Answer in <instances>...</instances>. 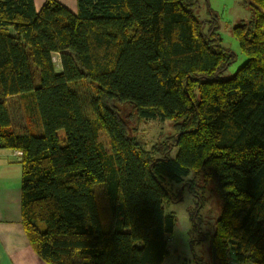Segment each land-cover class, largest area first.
<instances>
[{
    "label": "trees",
    "instance_id": "16d2710c",
    "mask_svg": "<svg viewBox=\"0 0 264 264\" xmlns=\"http://www.w3.org/2000/svg\"><path fill=\"white\" fill-rule=\"evenodd\" d=\"M243 3L250 16L231 33L247 59L225 78L237 55L196 0H76V13L0 0V149L21 152V224L45 264H162L176 223L166 182L190 173L223 201L214 264H264V0ZM11 100L36 129L14 125ZM133 116L171 120L177 134L148 149Z\"/></svg>",
    "mask_w": 264,
    "mask_h": 264
},
{
    "label": "rangeland",
    "instance_id": "374dc122",
    "mask_svg": "<svg viewBox=\"0 0 264 264\" xmlns=\"http://www.w3.org/2000/svg\"><path fill=\"white\" fill-rule=\"evenodd\" d=\"M209 7L215 10L214 12L217 14L221 24L219 32L222 38V45L237 55L236 60L224 74L225 78H229L235 74L237 69L247 59L240 51L238 42L231 33V28L235 25V18L246 15L247 11L249 14V9L241 0H196L195 15L199 19L209 18ZM29 63L34 75V85L37 86L40 83L39 72L30 56ZM54 63L56 69H59L56 55L54 56ZM77 88L86 100L95 95L94 87L84 80L77 84ZM31 98L32 96H28L26 103L22 104L24 108L27 103L31 105ZM16 103V100L9 101L14 125L20 127L21 123H24L30 125L32 129H36L37 119L34 115H31L30 111L27 112L26 110L22 111L25 115L21 111L16 112L12 106ZM129 126L131 133L148 149L158 141L168 140L172 142L177 134V130L171 120H143L133 116ZM58 138L60 144L64 145L65 134L62 130L58 132ZM98 142L105 152L109 151V141L104 130L98 133ZM176 152L177 148H174L169 152V155L174 157ZM166 185L173 195V200L165 205V209L175 215L176 223L173 232L168 238L169 253L162 264H214L212 243L214 224L222 213L223 201L216 193L213 183L205 181L201 175L196 176L190 173L182 182H166ZM101 187L102 183H96L93 186V190L98 208H100L101 203L102 208L105 209L106 204L102 202L103 199L101 198ZM192 215L196 221L195 225ZM186 227L191 228L190 233L187 235L182 231Z\"/></svg>",
    "mask_w": 264,
    "mask_h": 264
},
{
    "label": "crops",
    "instance_id": "0c3cea01",
    "mask_svg": "<svg viewBox=\"0 0 264 264\" xmlns=\"http://www.w3.org/2000/svg\"><path fill=\"white\" fill-rule=\"evenodd\" d=\"M45 1L33 0L36 11ZM57 1L76 13V0ZM249 14L247 11L246 15L236 17L234 24L248 19ZM21 127L27 126L21 123ZM16 151L0 149V264H45L32 250L21 224V155H16Z\"/></svg>",
    "mask_w": 264,
    "mask_h": 264
},
{
    "label": "clouds",
    "instance_id": "9594fccd",
    "mask_svg": "<svg viewBox=\"0 0 264 264\" xmlns=\"http://www.w3.org/2000/svg\"><path fill=\"white\" fill-rule=\"evenodd\" d=\"M182 231L187 235V234L190 233L191 228L190 227H186V228H183Z\"/></svg>",
    "mask_w": 264,
    "mask_h": 264
},
{
    "label": "built area",
    "instance_id": "2783aa9c",
    "mask_svg": "<svg viewBox=\"0 0 264 264\" xmlns=\"http://www.w3.org/2000/svg\"><path fill=\"white\" fill-rule=\"evenodd\" d=\"M15 154L16 155H21V152L20 151H16Z\"/></svg>",
    "mask_w": 264,
    "mask_h": 264
},
{
    "label": "water",
    "instance_id": "95a60500",
    "mask_svg": "<svg viewBox=\"0 0 264 264\" xmlns=\"http://www.w3.org/2000/svg\"><path fill=\"white\" fill-rule=\"evenodd\" d=\"M214 255H215V249L213 248V257H214ZM213 260H214V258H213Z\"/></svg>",
    "mask_w": 264,
    "mask_h": 264
}]
</instances>
